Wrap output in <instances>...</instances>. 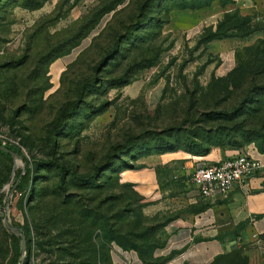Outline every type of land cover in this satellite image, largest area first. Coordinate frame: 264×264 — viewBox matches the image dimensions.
<instances>
[{"label":"rangeland","instance_id":"rangeland-1","mask_svg":"<svg viewBox=\"0 0 264 264\" xmlns=\"http://www.w3.org/2000/svg\"><path fill=\"white\" fill-rule=\"evenodd\" d=\"M242 2L0 0V144L20 154H0V264L20 258L3 216L25 264H113L114 244L163 264L164 216L145 208L190 173L184 135L233 129L219 147L237 152L264 130V18ZM135 172H155L153 189Z\"/></svg>","mask_w":264,"mask_h":264},{"label":"crops","instance_id":"crops-1","mask_svg":"<svg viewBox=\"0 0 264 264\" xmlns=\"http://www.w3.org/2000/svg\"><path fill=\"white\" fill-rule=\"evenodd\" d=\"M254 1L259 3L261 0H253L250 4L243 0L241 5L255 12ZM247 148L262 168L250 174L243 184H236L228 194L210 199L196 195L190 182L193 168L198 163L215 162L236 152L213 147L207 154L192 158V163L191 156L186 154L191 170L181 185L169 184L164 192H156V200L145 208L149 215L161 210L165 220L161 227L162 243L153 250L154 258L163 259V264H211L219 257L233 254L241 255L250 264L261 259L263 248L259 237L264 234V152L253 144ZM130 174L133 180L149 183L153 189L155 172ZM109 259L113 264H144L134 250L119 244L113 245Z\"/></svg>","mask_w":264,"mask_h":264},{"label":"built area","instance_id":"built-area-1","mask_svg":"<svg viewBox=\"0 0 264 264\" xmlns=\"http://www.w3.org/2000/svg\"><path fill=\"white\" fill-rule=\"evenodd\" d=\"M254 2L256 18H264V0ZM261 168L262 164L247 148L215 162L196 164L190 174V182L197 196L210 199L228 194L236 184H243L250 174Z\"/></svg>","mask_w":264,"mask_h":264},{"label":"trees","instance_id":"trees-1","mask_svg":"<svg viewBox=\"0 0 264 264\" xmlns=\"http://www.w3.org/2000/svg\"><path fill=\"white\" fill-rule=\"evenodd\" d=\"M231 2L232 1H229L226 3L218 2V4L219 5H226V4H229ZM245 35L246 34H244V36ZM221 36L222 37H228V36H234V35L233 34H229V35L221 34ZM253 58H254V56H253ZM237 114L238 113L235 110L229 111V112L223 111V112L215 113L214 115L207 114V118L208 119L230 120V119H233L234 117H237ZM203 120H205V119L202 118V121ZM241 134H242L243 140H245L246 143L253 141L254 143H256V146L258 147V149L260 151L264 152V130H263V128L252 127L251 129L249 128V129L243 130L241 132ZM222 135L225 137H222ZM234 136H235V134H234L233 129H229L226 132H223L222 130H216L214 134L209 133L206 130L204 131L203 129H200V131H196V130L193 131L191 134H189V136L184 135V138H185V141L188 143L186 150H188L189 152H193L194 154H197V155H205L211 150L212 146L219 147L222 145H226V146L232 145V143H234L236 141L229 140V138L234 137ZM172 137L174 138L173 140H168L165 142L166 148H164V149L170 151V150H174L177 148L175 143L177 141H179V136H178V134H175ZM212 138H216V140L211 141ZM203 139H206L207 141H205ZM237 143H239V142H237ZM238 146H242V144L240 143ZM9 148H11V147H9ZM0 154L5 155L7 158L11 159L10 155L5 153V152L0 151ZM20 175L21 174L19 173L17 175V178H19ZM18 187H19V185H17V188ZM126 238H128V236H126ZM132 246H135V245L132 244ZM219 258H217L214 262H216Z\"/></svg>","mask_w":264,"mask_h":264},{"label":"water","instance_id":"water-1","mask_svg":"<svg viewBox=\"0 0 264 264\" xmlns=\"http://www.w3.org/2000/svg\"><path fill=\"white\" fill-rule=\"evenodd\" d=\"M0 151L5 152L10 155L11 159L15 161L16 158L20 157V154L11 148L7 147L4 144H0ZM14 186H12L13 190ZM2 222L4 226L12 232L13 234L17 235L20 237V258L19 262L17 264H25V252H26V243H25V235L21 232L20 228L11 224L6 216L2 217Z\"/></svg>","mask_w":264,"mask_h":264}]
</instances>
